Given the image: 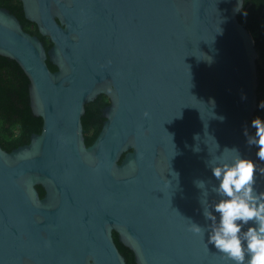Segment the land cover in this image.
<instances>
[{
	"label": "water",
	"instance_id": "obj_1",
	"mask_svg": "<svg viewBox=\"0 0 264 264\" xmlns=\"http://www.w3.org/2000/svg\"><path fill=\"white\" fill-rule=\"evenodd\" d=\"M19 1L52 47L0 7V56L43 119L29 144L0 145V264H127L113 231L136 264H264L245 0Z\"/></svg>",
	"mask_w": 264,
	"mask_h": 264
},
{
	"label": "trees",
	"instance_id": "obj_2",
	"mask_svg": "<svg viewBox=\"0 0 264 264\" xmlns=\"http://www.w3.org/2000/svg\"><path fill=\"white\" fill-rule=\"evenodd\" d=\"M0 7L7 8L18 17L26 32L38 36L47 50L52 47L49 37L40 34L35 23L24 16L23 5L19 0H0ZM240 23L254 36L259 54L258 64V109L251 120L253 128L252 139L258 158L264 162V0H245L244 8L238 15ZM52 71L57 67L47 60ZM29 79L19 64L9 58L0 56V145L7 151L27 145L33 134L42 131L43 119L34 116L30 108ZM109 105L106 95H99L93 102L85 106L82 117L86 144L93 143L101 130L102 109ZM41 197L44 190L38 187ZM115 241L127 264H136L134 253L121 244L115 236Z\"/></svg>",
	"mask_w": 264,
	"mask_h": 264
},
{
	"label": "flooded vegetation",
	"instance_id": "obj_3",
	"mask_svg": "<svg viewBox=\"0 0 264 264\" xmlns=\"http://www.w3.org/2000/svg\"><path fill=\"white\" fill-rule=\"evenodd\" d=\"M108 106V105H107ZM107 106H105L103 109H102V113H101V115H102V117H104V110H105V108L107 107ZM106 120V118L104 117V120H103V122H102V127H103V124H104V121ZM102 127H101V130H102ZM101 130H100V132H101ZM100 132L98 133V135H97V137L99 136V134H100ZM97 137L95 138V140L97 139ZM95 140L93 141V143L95 142ZM92 143V144H93ZM91 144V145H92ZM115 236H117V238H118V234H117V232L116 231H113V237H114V240H115ZM118 240H119V238H118ZM116 242V241H115ZM120 242V241H119ZM121 243V242H120ZM122 244V243H121Z\"/></svg>",
	"mask_w": 264,
	"mask_h": 264
}]
</instances>
